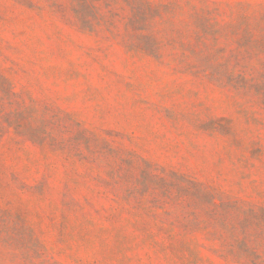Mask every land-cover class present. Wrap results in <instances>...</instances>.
Segmentation results:
<instances>
[{
    "label": "rangeland",
    "instance_id": "1",
    "mask_svg": "<svg viewBox=\"0 0 264 264\" xmlns=\"http://www.w3.org/2000/svg\"><path fill=\"white\" fill-rule=\"evenodd\" d=\"M0 264H264V0H0Z\"/></svg>",
    "mask_w": 264,
    "mask_h": 264
}]
</instances>
